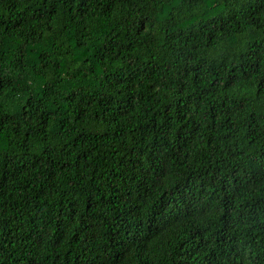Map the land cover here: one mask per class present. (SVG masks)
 I'll list each match as a JSON object with an SVG mask.
<instances>
[{"label":"trees","instance_id":"16d2710c","mask_svg":"<svg viewBox=\"0 0 264 264\" xmlns=\"http://www.w3.org/2000/svg\"><path fill=\"white\" fill-rule=\"evenodd\" d=\"M0 264H264V0H0Z\"/></svg>","mask_w":264,"mask_h":264}]
</instances>
